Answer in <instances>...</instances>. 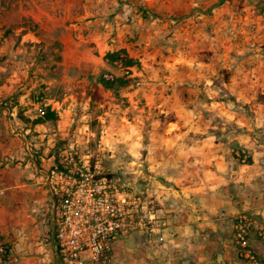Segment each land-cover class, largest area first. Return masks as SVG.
I'll list each match as a JSON object with an SVG mask.
<instances>
[{
	"label": "crops",
	"instance_id": "1",
	"mask_svg": "<svg viewBox=\"0 0 264 264\" xmlns=\"http://www.w3.org/2000/svg\"><path fill=\"white\" fill-rule=\"evenodd\" d=\"M241 46L239 62L220 68L218 84L210 63L193 66V53L172 57L166 84L139 85L128 100V125L105 135L110 159L120 148L127 156L112 164L124 192L141 195V210L156 211L162 223L152 239L118 240L112 264H250L239 256L234 226L247 214L264 230V54ZM181 86L185 98L176 94ZM48 100L58 109L50 118L37 116L40 102L27 95L0 106V243L10 252L0 264H61L50 177L72 112ZM250 250L264 264L257 228Z\"/></svg>",
	"mask_w": 264,
	"mask_h": 264
},
{
	"label": "rangeland",
	"instance_id": "2",
	"mask_svg": "<svg viewBox=\"0 0 264 264\" xmlns=\"http://www.w3.org/2000/svg\"><path fill=\"white\" fill-rule=\"evenodd\" d=\"M263 32L264 0H0V106L23 95L59 100L72 112L68 138L88 122L94 149L102 134L105 141L128 125V100L139 85L166 84L163 68L176 64L172 57L193 53V66L210 63L218 84L220 68L239 62L242 43L264 54ZM106 75L113 90L97 83ZM182 89L176 94L185 98ZM86 90L95 97L80 113L92 104L90 115L77 122V99ZM104 157L106 171L120 175L112 164L126 161L125 151Z\"/></svg>",
	"mask_w": 264,
	"mask_h": 264
},
{
	"label": "built area",
	"instance_id": "3",
	"mask_svg": "<svg viewBox=\"0 0 264 264\" xmlns=\"http://www.w3.org/2000/svg\"><path fill=\"white\" fill-rule=\"evenodd\" d=\"M104 78L112 79L107 75ZM78 104L88 107L83 101ZM57 110L50 100H44L36 114L45 117ZM93 137L90 124L84 122L76 137L66 140L60 149L58 165L50 177V188L58 201L54 226L61 264H112V251L118 240L137 234L152 239L162 227L156 211L141 210V195L124 192L123 175L106 171L103 134L94 149L90 147ZM80 140L86 144L83 150ZM256 228L263 237L264 230L249 215L241 214L235 221L234 240L239 256L250 264H260L250 250V236ZM6 251V245L0 243V262Z\"/></svg>",
	"mask_w": 264,
	"mask_h": 264
},
{
	"label": "trees",
	"instance_id": "4",
	"mask_svg": "<svg viewBox=\"0 0 264 264\" xmlns=\"http://www.w3.org/2000/svg\"><path fill=\"white\" fill-rule=\"evenodd\" d=\"M126 65H128V64H126ZM98 85H102L103 87H105V88H107V89H114L115 88V83H113V82H110V81H107V80H105L103 77H100L99 79H98ZM94 91H91V90H86V92H85V94L83 95V98H81V99H83V100H86V99H90L91 100V103L93 102V99H94ZM80 99V100H81ZM91 105L92 104H90V108L87 110V112H85L84 114H82V113H80V110L82 109V107L80 106V105H77L78 107L76 108V110H75V112H74V117L76 118V121L78 122V120L80 119V117H82V116H84L85 114L86 115H90L89 113H90V110H91ZM53 116V114H51V113H47L46 114V116L45 117H48V118H50V117H52ZM70 138H68V140H69ZM7 247V246H6ZM9 255H10V252H9V249H8V247H7V251H6V254L3 256V258H2V263H4V262H7L8 261V259H9Z\"/></svg>",
	"mask_w": 264,
	"mask_h": 264
}]
</instances>
